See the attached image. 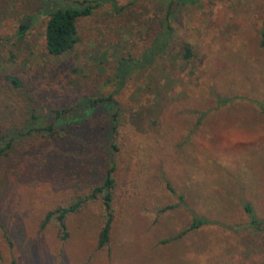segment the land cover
Instances as JSON below:
<instances>
[{
	"label": "rangeland",
	"instance_id": "374dc122",
	"mask_svg": "<svg viewBox=\"0 0 264 264\" xmlns=\"http://www.w3.org/2000/svg\"><path fill=\"white\" fill-rule=\"evenodd\" d=\"M84 1L0 0V76L22 81L0 77V131L22 128L33 108L56 133L21 134L0 157V264H263L264 230L245 206L264 221V0H114L78 21L70 53L49 56L42 4ZM165 18L166 54L131 75L116 106L84 115L81 99L113 94L118 60L138 57ZM234 96L244 99L218 106ZM111 164L106 246L102 195L68 214L64 232L54 217L42 227ZM195 217L206 222L178 237Z\"/></svg>",
	"mask_w": 264,
	"mask_h": 264
},
{
	"label": "trees",
	"instance_id": "16d2710c",
	"mask_svg": "<svg viewBox=\"0 0 264 264\" xmlns=\"http://www.w3.org/2000/svg\"><path fill=\"white\" fill-rule=\"evenodd\" d=\"M105 4H110L114 10L116 9L114 0H85L84 5L80 7H56L48 4H42L41 8L46 16L44 38L45 48L48 55L57 58L70 53L80 40L78 33V21L82 18L91 16L96 8ZM171 12L172 11L169 9L166 15L167 19ZM166 18L164 19L166 26L162 29L160 28V30L153 37L149 47L144 49L138 57L120 58L118 60L115 72L112 76V81L115 86L113 94L103 98L88 99L84 97L81 99L79 105L85 108L83 112L84 115H89L95 112L99 105L103 103L116 106L117 103L114 100V95L125 86L131 75L133 73L144 72L166 54L167 50L171 47V38L173 34L172 28L167 24ZM30 27L31 18L28 17L20 24L17 31V37L22 38ZM190 53L189 48H186L184 56L188 58L191 56ZM0 77L2 78V81L8 83L12 89L22 88V81L18 76L12 74H2ZM243 99L244 98L242 97L236 96L221 97L218 99V106H226L231 101L235 102ZM257 105L259 106V109L262 110V113H264V105L258 103ZM50 112H52L56 116L55 118H57L60 116L62 111L56 110ZM26 114H28V118L26 121L22 122V128L5 127L0 131V144L3 143L4 139L8 140L4 145H0V157L4 156L5 151L12 147V141L21 134H31L33 136L44 133L47 137L55 136L56 133L52 123H48L49 125L43 126V122H40V118L43 115L40 110L30 108L27 110ZM99 128L103 131L105 126L101 124ZM103 134L104 133L100 132V135ZM114 171L115 166L114 164H111L107 171L106 178L100 187L95 188L89 196L76 199L68 207L49 212L42 223V227H44L45 224L54 217L58 221L60 231L64 232L65 218L68 214L76 212L86 202L96 199L98 195H102L105 210V222L99 233L97 246L99 249L106 246L109 241V233L113 220L111 202L112 190L114 188ZM245 211L249 216L251 226L257 230H264V221L259 220L255 216L253 209L249 205L245 206ZM205 222L206 221L204 219L195 217L190 226L186 230L182 231L178 237L183 236L189 231L200 228V226L204 225ZM63 238H65V235H63ZM10 264L17 263L12 260Z\"/></svg>",
	"mask_w": 264,
	"mask_h": 264
}]
</instances>
